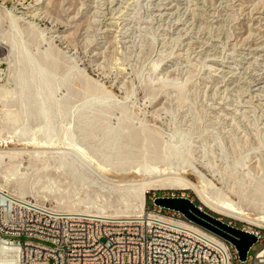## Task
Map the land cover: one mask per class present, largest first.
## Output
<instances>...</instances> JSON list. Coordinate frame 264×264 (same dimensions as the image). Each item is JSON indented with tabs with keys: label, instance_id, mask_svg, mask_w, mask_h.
I'll use <instances>...</instances> for the list:
<instances>
[{
	"label": "rangeland",
	"instance_id": "374dc122",
	"mask_svg": "<svg viewBox=\"0 0 264 264\" xmlns=\"http://www.w3.org/2000/svg\"><path fill=\"white\" fill-rule=\"evenodd\" d=\"M112 1L0 0V9L21 16V26H33L36 30L31 29V35L40 49L64 53L92 80L103 84L121 105L161 129L166 139L172 134L188 144L185 158L159 161L150 166L146 175L125 177L100 169L105 177L139 181L154 176L161 180L177 172L174 175L185 184L167 181L149 190L146 205L150 196L184 195L199 201L207 210L198 191L213 202L220 201L226 210L209 211L232 226L258 232L261 237L250 250L252 264H264V192H253L258 182H264V114L253 97L254 72L246 69L249 65L245 63L249 62L238 61L253 24L242 7L254 11L264 6V0H191L190 9L204 2L205 12L200 11L201 23L195 29L192 19L187 18L190 10H184L179 23L194 30L189 36L179 31L178 21L161 20L153 9L154 1L127 0L132 3L131 9L125 16L115 13L122 22L118 21L109 38H104L103 17L108 16L104 12L114 5ZM38 7L42 9L35 11ZM9 23V15L2 17L0 34L9 28ZM197 36L209 41L207 48L192 46ZM6 54L8 51H1L0 60ZM231 65L238 72H247V83H230V75L224 71ZM154 110L157 115H152ZM62 138L58 135L55 140L59 143ZM55 145L43 141L42 136L10 142L6 131L0 134L1 150L51 151L58 146ZM61 162L57 156L38 153L0 157V185L6 192L56 210L127 214L119 191L108 190L99 180L88 185L73 182ZM95 167L101 168L98 164ZM11 171L22 181L21 189Z\"/></svg>",
	"mask_w": 264,
	"mask_h": 264
},
{
	"label": "bare ground",
	"instance_id": "6f19581e",
	"mask_svg": "<svg viewBox=\"0 0 264 264\" xmlns=\"http://www.w3.org/2000/svg\"><path fill=\"white\" fill-rule=\"evenodd\" d=\"M134 1L137 0H133L132 3ZM151 1L155 2L153 9L156 10L161 20L178 21L176 24L180 26L182 24L179 22L185 15L184 10L188 8L191 14H188L187 18L192 19L191 26L196 29L197 24L201 23L204 2H202L203 4L194 2L195 8L190 9L189 2L191 0ZM112 3L114 5L105 8L108 12H104L105 15H108L106 18L103 17L102 35L104 38H109L112 28L118 24V21L122 22L116 14L120 12L121 16L122 13L125 16L132 5L127 0H113ZM245 5L247 4L245 3ZM244 7H242L244 11H248L245 14L252 17L253 22L250 23L253 24L252 27L249 25L251 28L247 35L248 38L245 37L247 42L243 48L244 52L239 51L238 61L240 64H243L244 60L249 62L245 63L249 65H245L248 66L245 68L250 69L251 73L254 72L253 97H256L257 104L262 108L264 114V6L254 11ZM41 9L42 7H38L35 11ZM5 15L10 16V23L9 28L0 34V52L8 51V55L6 54L0 60V134H4L6 131L10 142L30 140L36 135L37 137L42 136L43 141L54 145L58 143L55 140L58 135L64 138L51 151L0 149L1 158L7 156L11 159L16 154L27 153H38L49 157L57 156L62 159L63 171L70 176L71 181H79L83 185H88L95 184L99 180L108 190L119 191L125 203L124 212H127L122 216L144 214L147 207L146 194L149 190L157 189L159 186L165 185L167 181L172 184H185L186 181L174 175L177 172L171 173L173 177L161 180H156L157 177L154 176L139 181H119L105 177L100 169L110 173H119L125 177L130 174L146 175L150 166L159 161L164 163L169 160L185 158L189 152L188 144L182 140L183 138H175L172 134L166 139L161 129L150 125L146 117L141 118L124 104L121 105L103 84L92 80L84 69L72 62V59L65 58L64 53H59L53 48L40 49L39 44L34 42L35 36L33 37L34 32L32 33L36 29H33V26L30 27L31 25L28 26V22L25 21L23 23L27 27L21 26V16L17 17L10 11L0 9V22ZM181 27L179 31L184 32V35H191L194 32L188 27ZM201 37H195L191 42L192 46L199 45L202 48H207L210 44L209 41ZM201 39L206 41H200ZM102 47L101 44L98 48ZM227 68V71L224 72L228 76L230 75V83L240 86L248 82L250 77L246 75L245 70V73L238 72L239 69L232 65ZM239 74H243V77H239ZM152 115H157L156 110L152 111ZM95 164L101 168L98 169ZM11 175L13 179H16V184H19L18 188L21 189L22 181L16 177L15 172L11 171ZM3 188L0 185V192H5L6 198L12 196L23 198L15 193L6 192ZM253 192L259 194L264 192V182H258L254 186ZM198 194L208 209L226 210L225 204L222 202H213L199 191ZM135 211L137 213L133 214ZM129 212H132V215H128L131 214ZM9 251L12 252L14 249L11 246L2 247V253Z\"/></svg>",
	"mask_w": 264,
	"mask_h": 264
},
{
	"label": "built area",
	"instance_id": "2783aa9c",
	"mask_svg": "<svg viewBox=\"0 0 264 264\" xmlns=\"http://www.w3.org/2000/svg\"><path fill=\"white\" fill-rule=\"evenodd\" d=\"M0 192V264H252L220 236L155 204L142 215L60 211ZM260 235L258 232H252ZM3 246L14 251L2 253Z\"/></svg>",
	"mask_w": 264,
	"mask_h": 264
},
{
	"label": "water",
	"instance_id": "95a60500",
	"mask_svg": "<svg viewBox=\"0 0 264 264\" xmlns=\"http://www.w3.org/2000/svg\"><path fill=\"white\" fill-rule=\"evenodd\" d=\"M155 204L182 213L187 219L199 224L231 243L238 252L239 260L245 262L251 248L258 243L254 233L232 226L209 211L197 205L194 200L184 196H158Z\"/></svg>",
	"mask_w": 264,
	"mask_h": 264
},
{
	"label": "trees",
	"instance_id": "16d2710c",
	"mask_svg": "<svg viewBox=\"0 0 264 264\" xmlns=\"http://www.w3.org/2000/svg\"><path fill=\"white\" fill-rule=\"evenodd\" d=\"M195 203H196V202H195ZM196 204H197V205H200V202L198 201Z\"/></svg>",
	"mask_w": 264,
	"mask_h": 264
}]
</instances>
